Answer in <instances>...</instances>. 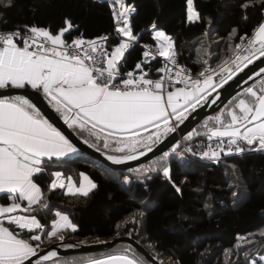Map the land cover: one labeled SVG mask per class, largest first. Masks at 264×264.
<instances>
[{
	"label": "snow or ice",
	"instance_id": "obj_1",
	"mask_svg": "<svg viewBox=\"0 0 264 264\" xmlns=\"http://www.w3.org/2000/svg\"><path fill=\"white\" fill-rule=\"evenodd\" d=\"M113 2L119 8L112 9L114 35L111 41L108 35L86 39L82 33L69 41L65 34L72 37V32L79 28L67 18L64 26L55 33L50 26L38 25L0 32V90H34L68 129L87 131L96 141L102 142L104 149L111 148L119 153H105L113 164L137 161L152 153L154 146L176 132L198 107L216 104L220 100L218 90L249 65L260 61L256 74L264 73V19L251 33L241 35L233 29L231 38L239 42L231 46L232 55L215 68L208 65L207 59L203 60L204 66L195 76L178 62L173 38L157 30L153 23L155 50L151 45H144L143 59L132 71L122 73L120 62L139 39L133 34L131 24L136 9L126 5L124 0ZM8 3L10 5L11 0ZM249 6L250 0L242 5L245 9ZM187 19H200L193 0H187ZM243 19L247 20V15ZM109 45H114L111 51ZM157 56L164 59L161 67L152 66L151 62L157 60ZM152 71L163 75L150 78ZM242 97L219 115L211 117V126L204 124L207 139L215 143L207 144V150L201 155L219 160L221 153H243L246 148L242 144L248 146L247 150L264 151V87L259 90L247 87ZM84 143L101 150L98 143L88 140ZM79 151L69 135L27 94H0V194L6 202L0 205V264H29L33 257H38L42 235L34 230H40L49 242L53 238L63 241L67 229L76 231L69 216L59 211L55 213L58 219L53 220L48 232L43 231L44 225L35 215L16 213L22 202H27V207L23 208L26 213L34 205L41 204L44 193L37 179L46 167H50L48 162L77 155ZM168 156L169 152H163L144 170L160 165ZM162 168L163 174L170 178L169 167L163 165ZM51 176L55 179L51 180L50 188H66L70 195L87 196L97 188L84 173H80L79 186L71 176L65 178L61 171L51 172ZM9 200L11 202L7 203ZM11 225L27 230L28 237L23 238ZM260 234L264 236V232ZM56 256L57 252L51 251L42 259L37 258L35 264H44ZM259 261L264 264V255H259ZM81 264L143 262L125 252L89 259ZM249 264H258L257 259H251Z\"/></svg>",
	"mask_w": 264,
	"mask_h": 264
},
{
	"label": "trees",
	"instance_id": "obj_2",
	"mask_svg": "<svg viewBox=\"0 0 264 264\" xmlns=\"http://www.w3.org/2000/svg\"><path fill=\"white\" fill-rule=\"evenodd\" d=\"M126 2L136 9L131 24L133 34L139 39L121 60L122 73L132 71L143 59L144 45L155 42L153 23L157 30L173 38L178 61L195 76L202 70L203 60L207 59L215 68L231 56V46L239 42L231 38L233 29L241 35L251 33L264 19L262 0H250L246 9L242 5L249 0H193L200 15L199 20L193 21L187 19V0ZM113 8L118 10L113 0H11L10 5L8 0H0V30L38 25L50 26L55 33L67 18L79 28L72 32V37L65 34L69 41L81 33L84 38L92 39L109 32L111 41ZM245 15L247 20L243 19ZM113 47L109 45V51ZM156 76H159L157 72H149V77ZM263 76L261 73L247 87ZM247 87L216 113L201 120L193 132L189 131L191 138L188 132L184 140L193 142L207 137L204 124L211 126L210 118L243 98ZM76 133L89 143H98L101 151L119 155L110 148L104 149L102 142L87 131L77 130ZM166 151L169 152L167 159L150 170L144 167L163 153L128 169H113L84 154L48 162L50 167L37 179L44 198L40 205L34 206L32 213L44 226L50 227L55 211H65L77 224V230L66 232L63 241L49 242L43 236L40 244L44 247L52 243L77 246L82 244L79 241L82 237L107 240L130 236L153 254L166 257L162 264H249L257 253L264 254V236L260 234L264 232V151L227 155L218 162L194 157L180 141L178 147L173 145ZM163 165L169 167L170 178L163 174ZM56 170L72 175L77 181L81 172L87 173L97 188L87 196L67 194L65 188L51 189V172ZM0 200L5 202L2 194ZM19 233L22 237L29 235L27 231ZM242 237L246 239H240ZM119 252H129L152 264L127 242L96 252L58 255L44 264H75L93 255Z\"/></svg>",
	"mask_w": 264,
	"mask_h": 264
},
{
	"label": "water",
	"instance_id": "obj_3",
	"mask_svg": "<svg viewBox=\"0 0 264 264\" xmlns=\"http://www.w3.org/2000/svg\"><path fill=\"white\" fill-rule=\"evenodd\" d=\"M260 61H256L255 64L249 65L248 68L244 70V72L240 73L233 80L229 81L228 84L224 86V88L219 89L220 100L216 102V104H206L203 107H198L196 112L192 113L188 120L184 122V124L180 125L177 128V131L174 133H170L164 140L158 145L154 146V150L152 153H148L147 156L142 157L137 161H130L126 164L116 165L113 164L106 158L105 153L103 151H97L94 147H89L88 144L84 143V140L71 129H68L67 126L63 123L62 119L59 118L58 114L47 104V101L43 99L42 96H38L34 90H0V94L9 93L11 95L17 94H27L29 99H32L37 105L44 111L49 117H51L52 121L58 126L62 131H64L72 141L76 144V146L80 149V151L89 157H93L94 159L106 164L107 166L113 169H128L135 166H138L149 159L163 153L168 150L171 146H173L177 141L181 140L186 133L191 131L201 120L205 117L216 113L220 108H222L235 94H237L240 90L247 87L250 83H252L259 75L256 73L259 71ZM248 74V75H246ZM239 81V83H237ZM215 95V93H213ZM23 206L20 210L22 211ZM118 242H127L133 245L144 257L149 260L152 264H162L164 260L161 256L157 254H153L147 248H145L139 241L130 237V236H117L111 239L103 240L96 243L90 244H80L74 247H63L58 243H52L46 247H40L38 249V257H33L32 261L29 264L35 262L37 258H41L44 255H47L51 251H56L58 255H68L73 253H83V252H96L104 249H108L113 247ZM166 259V257H165Z\"/></svg>",
	"mask_w": 264,
	"mask_h": 264
},
{
	"label": "crops",
	"instance_id": "obj_4",
	"mask_svg": "<svg viewBox=\"0 0 264 264\" xmlns=\"http://www.w3.org/2000/svg\"><path fill=\"white\" fill-rule=\"evenodd\" d=\"M159 30H161V29H159ZM262 82H264V76L263 77H261L258 81H256L255 83H253V84H251L250 86H253L254 88H256L257 90H259L260 88H262V87H264V83H262ZM177 87H180V86H182V85H176ZM249 86V87H250ZM83 153L81 152V151H79V153L77 154V155H73V156H71V157H75V156H78V155H82ZM56 171H61L62 172V170H56ZM55 172V171H54ZM63 173V172H62ZM81 173H84V172H81ZM64 174V177L66 178V177H68V176H71L72 177V179L74 180V181H76V183H77V186H79V184L81 183V180H82V177L80 176L79 177V180L77 181L72 175H67V174H65V173H63ZM84 174H86V175H88L87 173H84ZM89 176V175H88ZM90 177V176H89ZM91 178V177H90ZM53 179H55V177H53ZM92 179V178H91ZM93 180V179H92ZM65 183L67 184V180L65 179ZM41 186V185H40ZM42 188V187H41ZM43 190V189H42ZM65 191H66V193H67V189L65 188ZM92 191V190H91ZM1 195V194H0ZM11 201L9 200V201H7V203H10ZM6 204V202H2L1 200H0V205H5ZM22 206H23V208H25V207H27V202L25 201V202H22ZM35 206V205H34ZM34 206H33V209L32 210H30V212H24L23 210L22 211H18L16 214H19V215H29V214H31V215H35V214H33L32 213V211L34 210ZM57 211H59V212H61V213H63V214H65V215H68L69 216V218H70V220L72 221V223L74 224V225H76V230H77V224L76 223H74V221L72 220V218H71V216L67 213V212H65V211H62V210H56L55 211V213L57 212ZM36 216V215H35ZM37 217V216H36ZM37 219H39L38 217H37ZM55 219H58L57 217H55ZM53 222V221H52ZM52 222H51V225H52ZM42 224V223H41ZM5 225L6 226H8V224H7V221H5ZM43 225V224H42ZM12 229H14L15 231H17L18 233L20 232V231H27V230H21V229H19V228H17L15 225H11L10 226ZM50 228H51V226L50 227H46V226H44V229H43V231L44 232H48L49 230H50ZM34 231H36V230H34ZM66 232H73L71 229H67V230H65L64 231V235H66ZM36 234H41L42 235V237L44 236L41 232H40V230H37V232H35ZM23 238H27V236H25V237H23ZM45 238H47L46 236H45ZM83 238H86V239H88V241L89 242H87V243H83ZM53 240H57V239H55V238H53ZM103 240H105V239H99V238H91V237H82V238H79V241L82 243V244H90V243H96V242H100V241H103ZM76 246V245H75ZM40 247H44V246H42V244H40ZM39 247V248H40ZM63 247H68L67 245L66 246H63ZM72 247H74V245L72 246ZM121 253H125V252H119V253H113V254H121ZM126 254H128L130 257H132V258H135V259H137L138 261H142L143 262V264H147L146 262H144L143 260H141V259H139V258H137V257H135L134 255H132V254H130L129 252L127 253L126 252ZM107 255H111V254H100V255H93V256H90V257H88L86 260H84V261H87V260H89V259H93V258H103V257H105V256H107ZM164 259H165V257H164ZM75 264H81V262H79V263H75Z\"/></svg>",
	"mask_w": 264,
	"mask_h": 264
},
{
	"label": "built area",
	"instance_id": "obj_5",
	"mask_svg": "<svg viewBox=\"0 0 264 264\" xmlns=\"http://www.w3.org/2000/svg\"><path fill=\"white\" fill-rule=\"evenodd\" d=\"M124 2H125L126 5H130V4H128V3L126 2V0H124ZM117 5H118V4H117ZM118 8H119V5H118ZM18 29H20V28H14V29H10V30H0V32L14 31V30H18ZM21 30H22V29H21ZM158 30H159V29H158ZM162 31H163V30H162ZM153 34H154V32H153ZM104 35H108V36H109V35H110V32H109V33H106V34H103L102 36H104ZM76 36H79V35H75L74 37H76ZM74 37H73V38H74ZM86 39H87V38H86ZM92 39H94V38H92ZM148 45H151L152 48H153V50H155L156 42L151 43V44H148ZM144 50H145V49H144ZM144 50H143V51H144ZM231 55H232V54H231ZM178 62H179V61H178ZM151 63H152L153 65H157V67H161V66H163V64H164V59H163V57H159V56H157V60L152 61ZM179 63H180V62H179ZM180 65L186 67V66H185L184 64H182V63H180ZM157 73H158V72H157ZM191 73H192V72H191ZM158 74H159V76H160V75H163L162 73H158ZM192 75H193V73H192ZM159 76H156V77H150V78L156 79V78H159ZM193 76H194V75H193ZM217 79H219V77H217ZM180 141H181L182 146L184 147V149H185L188 153H190L191 155H193L194 157L199 158V159H202V160H206V161H213V162H218L219 160H221L222 158L226 157L227 155H241V154H243V153H245V152L251 151V150H247L248 147L242 144V146H244V147L246 148V150H245L243 153H236V152H232V153H221L219 160H213V159H210V158H208V157H204L203 155H201V153H202L203 151H206V150H207V147H206L207 144L212 143V144L214 145L215 141H209V140L207 139V137H205V138H200V139H198V140H196V141H193V142L185 141L184 138H182ZM189 148L191 149V151H188Z\"/></svg>",
	"mask_w": 264,
	"mask_h": 264
},
{
	"label": "rangeland",
	"instance_id": "obj_6",
	"mask_svg": "<svg viewBox=\"0 0 264 264\" xmlns=\"http://www.w3.org/2000/svg\"><path fill=\"white\" fill-rule=\"evenodd\" d=\"M193 6H194V4H193ZM194 9H195V7H194ZM208 65H209V61H208ZM251 87H253V86H251ZM195 128V127H194ZM194 128L191 130L192 132H193V130H194ZM190 134V132L188 133V135ZM145 135H147V134H145ZM180 141V140H179ZM179 141H177L175 144H174V146H177L178 144H179ZM181 142V141H180ZM111 149V148H110ZM87 242H89L88 241V239H86V238H83V243H87ZM260 249V248H259ZM259 255H264V254H260V253H257V255H256V258L255 259H257V262H258V264H261V262L259 261ZM163 258V257H162ZM164 259V258H163Z\"/></svg>",
	"mask_w": 264,
	"mask_h": 264
},
{
	"label": "bare ground",
	"instance_id": "obj_7",
	"mask_svg": "<svg viewBox=\"0 0 264 264\" xmlns=\"http://www.w3.org/2000/svg\"><path fill=\"white\" fill-rule=\"evenodd\" d=\"M93 158V157H92ZM97 161V160H96Z\"/></svg>",
	"mask_w": 264,
	"mask_h": 264
}]
</instances>
